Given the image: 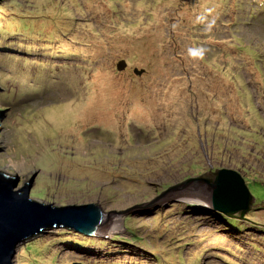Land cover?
Returning a JSON list of instances; mask_svg holds the SVG:
<instances>
[{
    "label": "rangeland",
    "instance_id": "374dc122",
    "mask_svg": "<svg viewBox=\"0 0 264 264\" xmlns=\"http://www.w3.org/2000/svg\"><path fill=\"white\" fill-rule=\"evenodd\" d=\"M0 109V172L43 205L122 212L215 169L264 201V0H0ZM262 213L178 197L14 264H264Z\"/></svg>",
    "mask_w": 264,
    "mask_h": 264
},
{
    "label": "water",
    "instance_id": "95a60500",
    "mask_svg": "<svg viewBox=\"0 0 264 264\" xmlns=\"http://www.w3.org/2000/svg\"><path fill=\"white\" fill-rule=\"evenodd\" d=\"M125 66V62L120 61L116 68L122 70ZM133 73L140 76L143 70L135 69ZM35 177L32 176L31 183ZM18 183L16 175L0 172V264H14L17 249L47 230L66 228L88 237L103 238L102 230L106 231L114 214L156 206L178 197L200 199L210 209L240 220H245L241 216L250 211L254 202L242 176L226 169L189 178L169 187L152 201L122 212H103L99 205L92 203L63 207L43 205L29 198L30 183L15 190Z\"/></svg>",
    "mask_w": 264,
    "mask_h": 264
},
{
    "label": "trees",
    "instance_id": "16d2710c",
    "mask_svg": "<svg viewBox=\"0 0 264 264\" xmlns=\"http://www.w3.org/2000/svg\"><path fill=\"white\" fill-rule=\"evenodd\" d=\"M185 3H187V2H185ZM19 31L21 32V31H23L22 30V28H20L19 29ZM55 32V31H54ZM16 34V33H15ZM48 36H50V37H48V38H45V39H43V40H48V39H51V35H48ZM52 37L53 38H56L55 36H53L52 35ZM237 47H235V48H232V49H234V50H237V51H239V52H242V53H244L245 55H250V56H252L251 54H249V52H250V48L251 47H249V46H242V45H236ZM247 53V54H246ZM255 58V57H254ZM31 62H36V61H31ZM39 64V63H38ZM33 65H36V63H32V66ZM41 66V65H40ZM4 115V111H2L1 109H0V118L2 117ZM2 123H3V121H2ZM4 124V123H3ZM3 124H2V126H3ZM0 126H1V123H0ZM240 169V168H239ZM240 171L242 172V173H245L246 171H244L243 169H240ZM241 172H239V173H241ZM245 182V181H244ZM247 186V185H246ZM249 190V189H248ZM250 192V191H249ZM251 194V193H250ZM251 196L253 197V200H254V202H253V206H251V209H250V211H248L246 214V218H248V217H251V218H254V213L257 215L258 213L260 214V212L262 213V212H264V201L263 200H259V199H257L256 200V198L251 194ZM216 213V212H215ZM204 216H206V215H204ZM211 216L213 217L214 216V218L216 219V218H220V221H222V220H227L228 222H230L231 223V226H229L230 228H232V229H236L237 228V230H238V226H239V224H238V222L237 221H231L230 219H227V218H224V216L222 217V215H218L217 213L216 214H211ZM253 216V217H252ZM259 217H258V219L260 220V222H262L263 223V229H264V214L262 213L261 215H258ZM237 232V231H236ZM136 242H141L142 244H144L143 242H145V241H143V239H137L136 240ZM154 250H158L157 248H155ZM175 250H176V247H175ZM164 257V260L165 259H169V256L168 255H165V256H163ZM38 258H40V257H37V259ZM37 261V260H36ZM36 264V263H35Z\"/></svg>",
    "mask_w": 264,
    "mask_h": 264
},
{
    "label": "clouds",
    "instance_id": "9594fccd",
    "mask_svg": "<svg viewBox=\"0 0 264 264\" xmlns=\"http://www.w3.org/2000/svg\"><path fill=\"white\" fill-rule=\"evenodd\" d=\"M211 27H212V24L209 23V25H208V29L211 30ZM200 51H201V54H202V53H203V50H200ZM124 62H125V61H124ZM125 64H126V62H125ZM136 70H138V69H136ZM140 70H143V69H140ZM140 70H138V71H140ZM144 72H145V71L143 70V73H144ZM143 73H142V74H143ZM142 74H141V75H142Z\"/></svg>",
    "mask_w": 264,
    "mask_h": 264
}]
</instances>
